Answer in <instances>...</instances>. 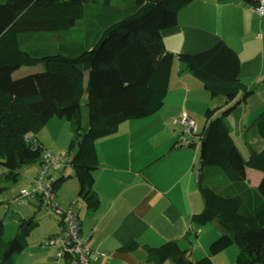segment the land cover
<instances>
[{
  "label": "trees",
  "instance_id": "trees-1",
  "mask_svg": "<svg viewBox=\"0 0 264 264\" xmlns=\"http://www.w3.org/2000/svg\"><path fill=\"white\" fill-rule=\"evenodd\" d=\"M191 2L0 0L3 178H18L26 165H37L40 170L44 149L36 134L52 118L65 120L72 132L67 147L71 158L60 167V173L70 167L79 185L80 202L96 209L99 197L93 185L99 164L95 142L115 133L120 124L149 117L162 107L176 58L200 81L211 99H221L219 104L206 108L205 127L198 135L204 143L198 182L204 208L192 214L190 220L197 226L216 222L224 232L209 245V254L198 260H191L189 250H182L176 241L145 248L147 260L214 264L212 256L235 245V264H264V111L250 141H243L247 149L244 158L226 121L238 100L252 94L238 77L236 53L223 41L195 54L172 55L165 50L161 32L176 26L178 11ZM38 64L42 70L13 78L20 67ZM253 139L260 145L253 144ZM248 169L263 174L256 187L246 183ZM68 178L62 175L52 182L49 203L42 193L32 198L61 216L60 231L53 235L62 233L63 213L71 211L60 209L53 199L55 189ZM5 189L0 185V195ZM71 212L79 227L77 213ZM36 225L33 216L18 219L16 236L5 240L0 220V264H14L15 255L25 249L26 238ZM137 247V242L131 241L119 249L131 252ZM59 259L69 264V257L55 258Z\"/></svg>",
  "mask_w": 264,
  "mask_h": 264
},
{
  "label": "crops",
  "instance_id": "crops-1",
  "mask_svg": "<svg viewBox=\"0 0 264 264\" xmlns=\"http://www.w3.org/2000/svg\"><path fill=\"white\" fill-rule=\"evenodd\" d=\"M255 2L192 0L178 11L176 26L161 32L165 50L172 55L199 53L218 41L236 53L238 77L252 94L246 100H238L226 117L235 145L240 135L245 140L249 124H256L264 111V17H258L251 10ZM220 102L221 99L218 102L211 99L200 81L174 58L162 107L149 117L120 124L115 133L95 142L99 164L94 171L93 185L99 197L96 209L91 210L80 202L79 185L72 181L70 172L50 176V182L62 175L69 176L55 189L53 199L60 209L77 213L80 238L99 255L91 264H172L169 260L148 261L145 251L169 241H176L182 250H189V257L194 261L209 254V245L224 230L216 222L197 226L190 219L204 208L195 182L201 145L198 135L205 127L202 118L206 108ZM182 112L196 124L188 145L181 142L188 135L175 122ZM70 133L71 140V129ZM36 137L44 150L53 148L41 136ZM253 140V144L260 145L257 139ZM65 158L64 162L71 156ZM29 168L21 169L19 177H24ZM38 169L39 166L27 181L29 187ZM246 175L249 187H256L263 176L251 169ZM56 215L60 230L61 216ZM56 232L53 228L31 240L27 236L26 247L15 255L14 264H67L64 259L55 260L57 244L47 248L39 246L41 239ZM13 233H17V223ZM131 241L137 242L136 250L119 249ZM236 254L237 247L231 245L211 258L214 264H235Z\"/></svg>",
  "mask_w": 264,
  "mask_h": 264
},
{
  "label": "rangeland",
  "instance_id": "rangeland-1",
  "mask_svg": "<svg viewBox=\"0 0 264 264\" xmlns=\"http://www.w3.org/2000/svg\"><path fill=\"white\" fill-rule=\"evenodd\" d=\"M40 70H42L40 64H38L37 66H22L14 72L13 78H18L27 74L38 72ZM218 99L220 98H216L215 101L218 102ZM81 112L83 117V123L84 122L86 123L87 111L84 101L81 102ZM202 121L204 122V118H202ZM248 122H250V120H248ZM249 126L251 127H248L245 131L246 139L248 140V142L251 139V135H252L251 132L255 128V124L252 125L251 122ZM70 129L71 128L69 123L66 122L65 120H59L57 118L50 119L48 124L36 134V136L37 135L41 136L47 141V143H49L53 148H55V150H53V148L46 147L44 153L48 152L53 157H59L58 153L60 151V155H61L60 157L67 158L68 156L67 147L70 140L69 138L71 137ZM200 130L201 128L199 127L198 131ZM236 142H237L236 146L240 150L242 156L245 158L246 157L245 154H247V151L244 147V143L241 135L240 138L236 139ZM199 156L200 154L198 155V161L195 167L196 173L198 168ZM25 167H30L29 168L30 170H28L27 174L24 177L20 176L18 178H15L14 180H5L3 178L4 176L3 173L5 172V169H3V167L0 165V185L6 188L4 192L0 195V220L3 222V228H4L3 238L5 240H10L16 236L15 233L13 232L18 218H29L31 216H34V220L38 221V225L35 226L31 231L32 233L30 232L31 234L28 235V239L30 240L44 234L47 230L51 231V229L53 228L57 229L56 234H58L60 231L58 229L57 215L54 211L51 210V208H47L44 205L39 206L38 202L34 199H30V200L23 198L18 199V195L20 191L29 188L28 185L29 183H27V181L29 182V179L33 177V175H35V172L37 171V165H30V166L26 165L22 169H25ZM58 172H60V167L50 169L47 174V179H50V176L55 177L56 173ZM61 172H66L65 174H69L70 172L72 181L77 183L73 176V171L71 170L70 167H67L66 170H63Z\"/></svg>",
  "mask_w": 264,
  "mask_h": 264
},
{
  "label": "built area",
  "instance_id": "built-area-1",
  "mask_svg": "<svg viewBox=\"0 0 264 264\" xmlns=\"http://www.w3.org/2000/svg\"><path fill=\"white\" fill-rule=\"evenodd\" d=\"M251 10L258 17H264V0H256ZM175 122L182 127L183 133L188 135L186 138H181V142L188 145L190 143V137L196 131V124L188 118L185 112H182ZM42 157L44 162L41 165L38 176L33 181V186L29 189L21 190L18 199H32L38 193H42L45 197V202L49 203L52 182L47 179L48 171L52 168L62 167L64 160L60 156L53 157L48 152H45ZM63 219L65 223L62 233L41 239L39 246L47 248L57 244L58 249L55 258L67 256L69 257V264H91L92 260L96 259L99 255L86 247L85 242L80 239L76 215L71 211H65L63 213Z\"/></svg>",
  "mask_w": 264,
  "mask_h": 264
},
{
  "label": "water",
  "instance_id": "water-1",
  "mask_svg": "<svg viewBox=\"0 0 264 264\" xmlns=\"http://www.w3.org/2000/svg\"><path fill=\"white\" fill-rule=\"evenodd\" d=\"M203 146H204V143L202 142L201 145H200V154L202 153ZM201 170H202V162L199 161V162H198L197 173H196V176H195V181H196V183H198L199 180H200V177H201Z\"/></svg>",
  "mask_w": 264,
  "mask_h": 264
}]
</instances>
